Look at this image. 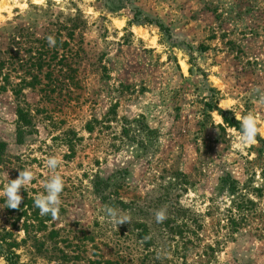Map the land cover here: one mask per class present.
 Wrapping results in <instances>:
<instances>
[{"label":"rangeland","instance_id":"374dc122","mask_svg":"<svg viewBox=\"0 0 264 264\" xmlns=\"http://www.w3.org/2000/svg\"><path fill=\"white\" fill-rule=\"evenodd\" d=\"M44 43L51 73L32 81L28 49ZM0 61V230L19 264H264V139L240 147L234 116L264 128V0H0ZM51 156L59 217L27 236ZM25 168L35 178L5 208Z\"/></svg>","mask_w":264,"mask_h":264},{"label":"clouds","instance_id":"9594fccd","mask_svg":"<svg viewBox=\"0 0 264 264\" xmlns=\"http://www.w3.org/2000/svg\"><path fill=\"white\" fill-rule=\"evenodd\" d=\"M40 2L43 3V0H40ZM47 41L50 47L55 46L54 36L49 35ZM257 91L259 92L260 90L257 89ZM260 102L264 103V93H261ZM234 116L241 125L240 133L237 136V143L240 147L258 143V136L264 139V128L259 126L255 115L249 113L241 117L239 114L234 113ZM45 164L54 174L44 184L46 194H38L34 197V206L39 209L41 216L50 215L53 219H57L60 213V197L65 187L64 179L60 174L55 172L61 164V159L51 156L46 159ZM34 178V172L30 168H25L19 171L17 178L8 180L2 191V194L6 197L5 208L19 210L24 199L21 195V189L30 184ZM103 211L106 214V218L114 227L118 228V226L125 223H131V215L122 213V210L116 207L105 205ZM155 218L158 223H162L167 218L166 209L161 208L157 210Z\"/></svg>","mask_w":264,"mask_h":264},{"label":"trees","instance_id":"16d2710c","mask_svg":"<svg viewBox=\"0 0 264 264\" xmlns=\"http://www.w3.org/2000/svg\"><path fill=\"white\" fill-rule=\"evenodd\" d=\"M48 46V44L44 43L41 45V47H30L28 49V51H33L34 56L31 57L32 62L29 63L28 68L30 67V69H35L36 72L34 73H29L31 74L30 78L32 81H38V75L39 73H41V70L43 69V67H45L47 69L46 73H44V77L47 78L49 77L50 73H51V61L53 60L52 58L55 56L56 52H53V56L52 58L50 56H48V50L46 49ZM4 66V63H2V61H0V90L5 91L7 90L6 86L9 83V77L7 72L2 74V68ZM32 72V71H31ZM2 77V79H1ZM21 82H25L24 78H21ZM20 85H16L13 90V92L15 94H18L21 92L20 90ZM17 115H18V119L19 122L25 119L26 113L24 111H22L20 108H18L17 110ZM228 123H230V121H228V119H225ZM231 122H233L234 124H237L238 122L235 119L231 118ZM238 128V127H237ZM125 131H127L126 129H124ZM1 151H3V143L0 142V153ZM0 162H1V156H0ZM29 202H32V199H29ZM31 204V203H30ZM13 210V209H12ZM16 211V210H14ZM24 216L26 218V220L24 221L22 227L24 230V233H26V235L28 236L29 234V227L32 226L31 223H28L31 220L32 221H36V225L38 227V229H45L46 228V222L49 221L51 219L50 215H45V216H41L38 209L33 210L30 213V216L27 215V211L24 212ZM20 216V215H19ZM146 229H143L141 232L145 233ZM58 235V232L55 231L54 229L50 230L48 232L47 237L50 239H53L55 236ZM142 235V233H141ZM18 243H16L13 239V233L10 231H6V230H0V256H2L4 258V260L8 263V264H19L18 263V254L15 252V249L17 248ZM65 255H63L64 257ZM181 264H188V263H181Z\"/></svg>","mask_w":264,"mask_h":264}]
</instances>
